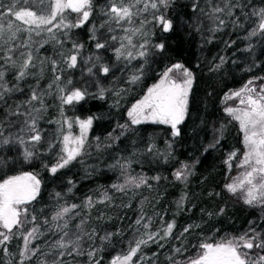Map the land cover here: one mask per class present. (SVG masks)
I'll use <instances>...</instances> for the list:
<instances>
[{
	"label": "trees",
	"instance_id": "obj_1",
	"mask_svg": "<svg viewBox=\"0 0 264 264\" xmlns=\"http://www.w3.org/2000/svg\"><path fill=\"white\" fill-rule=\"evenodd\" d=\"M4 2L6 5L8 0ZM196 2L174 0L166 11L174 25L170 32H163L155 24L147 26L151 45L164 43L165 48L159 51L149 47L143 80L120 98L118 106H114L117 97L109 92L104 99L89 97L85 102L64 107L65 115L72 120L95 117L81 156L52 174L50 168L59 156L57 143L51 151H47L45 145L30 163L0 169V181L21 172H32L41 181L39 196L26 205L28 219L23 221V227L13 229L6 250L0 246V264H21V260L24 264H38V261L52 264L56 258L61 264H94L96 259L100 264H111L115 257L128 253L130 242L141 237L147 239L146 231L163 236L164 228L173 221L171 235L164 239L157 236L158 243L148 240L146 245L142 244L130 264H174L175 261L183 264L198 252L197 246L202 242L238 237L252 228L264 234V208L247 205L240 192L232 194L225 187L240 174L239 164L245 152L239 123L225 111L229 107L225 97L239 90L249 79L264 77V34L249 36L259 23V17L252 14L253 9L264 8V0H238L242 7L236 8L235 16L222 31L214 34L207 30L211 22L199 11L200 8L207 10L205 0H198L197 9L193 11ZM106 3L107 0H94L95 10L89 22L71 29V39L64 48L69 49L72 41L83 44V57L100 55L101 63L112 68L108 76L97 73L100 83L114 90L127 88L126 78L141 61L133 60L125 67V62L115 59L112 48L97 51L91 40V25L100 23L99 8ZM75 17V13L68 15L69 20L74 21ZM235 17L239 20L233 24ZM197 18L202 23L200 31L195 27ZM39 55L55 58L53 46L46 45ZM221 58L226 62L221 64ZM176 63L190 69L195 78L188 115L178 126L180 135L173 137L170 125L150 122L130 125V130L122 134L117 125L129 124L127 110L159 79L160 72ZM88 66L81 60L76 69L65 72L64 76L71 77L77 86L88 83L93 79L87 74ZM249 68L251 71L246 70ZM50 76L46 72L39 81L41 89L46 87ZM7 79L11 86V72ZM35 83V79L29 78L21 82V87L27 93L29 85ZM89 90L95 92L96 85L92 84ZM13 98L25 99L26 96L16 93ZM47 103L50 107L45 119L56 120L58 101L51 97ZM41 127L46 130V137L56 133L55 124L42 121ZM71 131L78 133V126L73 124ZM149 145H154L152 152L147 151ZM233 152L236 156L229 161ZM13 154L18 155V152ZM118 161L120 164L130 161L131 166L122 170ZM183 164L189 165L190 175L186 180H177L174 173ZM130 176H144L147 184L139 188L125 185ZM113 185H125V189L118 191ZM106 195L110 199H106ZM89 198L91 205L87 203ZM71 205L78 207L63 219L52 221L60 208ZM32 216L36 217L35 221L31 220ZM138 219H142L140 225L136 224ZM65 221L68 225L65 231L69 233L66 239L82 234L77 227L81 221H84V231H95L93 240L86 238L82 248L84 253L98 249L92 260L86 254L68 255L67 251L57 257L58 250L54 246L62 233L55 225L63 226ZM144 224L148 225L147 229ZM34 226L39 228L40 235L30 240V246L40 251L27 259L21 256L23 237ZM186 227H189L188 232H184ZM0 231L6 230L0 227ZM106 234H112L110 240L102 241L100 238ZM176 248H182V254L176 253ZM252 251L261 254L259 249Z\"/></svg>",
	"mask_w": 264,
	"mask_h": 264
},
{
	"label": "snow or ice",
	"instance_id": "obj_2",
	"mask_svg": "<svg viewBox=\"0 0 264 264\" xmlns=\"http://www.w3.org/2000/svg\"><path fill=\"white\" fill-rule=\"evenodd\" d=\"M174 0H107L100 6L99 16L102 17L99 24L91 25V40L94 48L108 50L112 48L115 59L125 62L127 67L133 60H140L141 64L131 71L126 78L127 88L113 89L103 86L97 78V73L108 76L112 68L101 63L100 55L82 56L84 45L72 41L71 47L65 50L64 45L71 39L70 31L73 28H81L89 22L95 10L94 0H0V169L17 163H30L40 154L46 145V150L51 151L59 143V156L57 163L50 168L52 174L59 169L67 167L85 150L88 140V132L92 128L95 117L85 119L76 117L74 120L65 115L64 107L85 102L89 97L104 99L106 93L112 92L117 97L116 104L124 94L131 90L132 86L141 82L145 75L144 65L148 63L149 47L159 51L165 48L164 43L151 45L148 39L150 31L147 26L155 24L167 33L173 30V21L166 16L167 9ZM207 10L200 8L201 15L210 21L207 29L211 33L222 31L229 20L235 16V9L242 7L234 0H205ZM198 0L193 5L196 11ZM75 13V20H69L68 15ZM253 15L259 17V23L253 28L249 36L264 34V8L253 9ZM239 17H235V24ZM187 23V22H185ZM196 31H200L202 23L197 18ZM103 30V31H101ZM121 34H117V33ZM110 34V35H108ZM51 44L55 52L53 57H41L40 50ZM118 45V46H113ZM250 50V49H249ZM86 65L87 74L92 77L88 83L77 86L71 77L65 78L64 73L76 69L80 61ZM226 61L221 58V64ZM217 68L220 65L216 66ZM96 69V71H94ZM251 71V69H246ZM12 73V82L7 79L8 73ZM50 73V80L46 87L41 89L39 81L45 73ZM33 78L34 85H29L25 93L21 82ZM193 72L181 63L166 67L159 73L158 82L147 88L145 94L127 110L129 124L117 125L123 134L130 130V125L142 123H154L170 125L172 136H179L178 125L184 122L188 115L189 98L194 84ZM264 77L249 79L239 90L232 91L225 99H238L237 107H226V113L239 123L243 133V144L246 151L239 167L244 169L232 183L226 184V189L236 194L240 192L244 203L249 206L264 208ZM92 84L96 85V91H90ZM21 93L25 99H14V94ZM54 97L58 101L59 117L56 120L45 119L50 105L48 98ZM57 125L56 133L52 137H46V130L41 127V122ZM73 124L79 128V134L72 133ZM222 134L223 127L219 130ZM114 137L113 139H117ZM98 139V138H97ZM219 142V138L217 139ZM214 146V145H211ZM171 147V145H169ZM154 145H149L148 152H152ZM18 152V155L13 153ZM236 156L230 153L229 161ZM167 158V157H165ZM122 170L130 168L131 162L120 164ZM189 165L183 164L174 173L177 180H186L190 175ZM159 180V177H154ZM133 185L139 188L147 184L144 176H130L125 185ZM125 185H113L118 191H124ZM41 181L32 172H21L19 175L8 176L0 181V227L6 231H0V246L5 247L11 239L14 228H22L23 221L28 219L27 204L36 200L40 194ZM57 197L60 193L56 194ZM106 199H110L105 196ZM91 205L89 198L87 201ZM77 205L60 208L53 216L52 221H59L68 215ZM23 218V219H22ZM32 216L31 220L35 221ZM45 223H49L45 220ZM83 223L77 227L82 234L74 238H68L65 231L67 221L61 226L55 227L62 233L56 241L55 249L57 257H62L67 251L68 255L86 254L90 260L95 257L96 251L82 252L85 239L93 240L95 231L83 230ZM142 219L136 221L137 225ZM175 221L169 223L160 233L145 232V236L130 242L129 251L124 256L115 257L111 264H130L132 258L140 250V246L146 245L148 240L159 242L156 237L164 239L171 235ZM147 229L148 225H143ZM191 227V226H189ZM189 227L184 232L189 231ZM139 231V229H137ZM39 228L34 226L24 236V248L21 256L31 259L40 251L38 247L30 246V240L38 238ZM112 234H106L100 239L110 240ZM183 235V233H181ZM264 234L250 229L238 237L221 239L218 242H202L198 252L188 257L183 264H264ZM134 243L135 246H132ZM253 249H259L261 254H254ZM182 254V248L174 249ZM21 264L24 261L21 260ZM38 264H47V261H38ZM52 264H61L60 259H53ZM94 264H100L96 259ZM174 264H181L175 261Z\"/></svg>",
	"mask_w": 264,
	"mask_h": 264
},
{
	"label": "rangeland",
	"instance_id": "obj_3",
	"mask_svg": "<svg viewBox=\"0 0 264 264\" xmlns=\"http://www.w3.org/2000/svg\"><path fill=\"white\" fill-rule=\"evenodd\" d=\"M156 82H158V80H157ZM156 82H155V83H156ZM229 106H231V107H237V106H240V105H239V100H238V99H229ZM178 126H179V125H178ZM73 134H74V135H78L79 132L76 133V134H75V133H73ZM243 145H244V144H243ZM244 147H245V146H244ZM245 151H246V149H245ZM243 172H244V169L241 168V170H240V172H239L240 174H239L238 176H241V174H242ZM18 175H19V174H18ZM238 176H237V177H238ZM237 177H236V178H237ZM236 178H235V179H236Z\"/></svg>",
	"mask_w": 264,
	"mask_h": 264
}]
</instances>
